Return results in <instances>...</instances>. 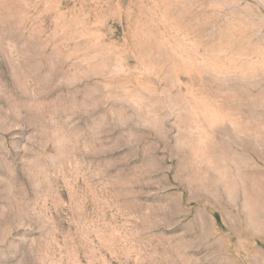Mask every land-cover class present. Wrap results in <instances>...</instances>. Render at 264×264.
<instances>
[{"label": "rangeland", "instance_id": "1", "mask_svg": "<svg viewBox=\"0 0 264 264\" xmlns=\"http://www.w3.org/2000/svg\"><path fill=\"white\" fill-rule=\"evenodd\" d=\"M0 264H264V0H0Z\"/></svg>", "mask_w": 264, "mask_h": 264}]
</instances>
